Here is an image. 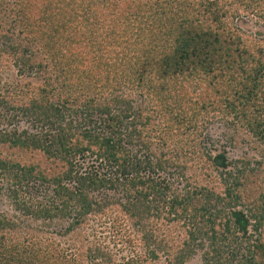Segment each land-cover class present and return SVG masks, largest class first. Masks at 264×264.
I'll use <instances>...</instances> for the list:
<instances>
[{
    "label": "trees",
    "instance_id": "16d2710c",
    "mask_svg": "<svg viewBox=\"0 0 264 264\" xmlns=\"http://www.w3.org/2000/svg\"><path fill=\"white\" fill-rule=\"evenodd\" d=\"M8 2L0 0L9 10L0 16V59H13L27 81L9 99L0 92V192L17 211L41 228L68 219L67 233L93 213L110 220L120 211L142 226L146 214L166 210L167 220L187 222L189 240H207L203 264H264V38L245 39L225 19L239 15L231 2L262 15L264 0ZM209 113L261 151L255 161L207 154L222 194L186 177L174 182L184 133ZM14 226L0 216V238ZM37 239L27 241L35 248L0 242V264L85 259L54 258ZM185 245L178 264L194 253Z\"/></svg>",
    "mask_w": 264,
    "mask_h": 264
},
{
    "label": "rangeland",
    "instance_id": "374dc122",
    "mask_svg": "<svg viewBox=\"0 0 264 264\" xmlns=\"http://www.w3.org/2000/svg\"><path fill=\"white\" fill-rule=\"evenodd\" d=\"M14 1L10 0L8 3ZM237 4L238 2H231L228 6L233 13H239V15L232 19V15L229 14L225 19L230 24L237 23L245 39L247 36L257 39L264 38V9L261 11L263 14L260 15L257 12L244 9L240 6L241 4L237 6ZM256 8L253 10L257 11ZM8 13V9H0V16H5ZM257 33H260L259 36ZM261 42L264 43L262 40ZM9 58L2 56L0 59V92H5L7 99H9L11 92L22 89V84L26 80V77L20 76L17 72L14 60ZM29 79L33 84L37 80L36 77ZM2 87H7L11 91H5ZM204 115L207 116H204L195 128L184 133L181 139V147H183L182 150L185 154L184 157L181 156L180 164L184 169L180 168L181 174L176 171L174 182H176V186H180L181 183H185L186 177L193 186L207 185V187L222 194L223 186L219 183V175L213 168L207 154H214L220 149H224L228 158L233 161H255L260 159L261 151L257 142L242 128L235 129L234 125L220 121L215 117L217 114H214L215 116L211 113ZM172 146L169 145V147ZM174 146L175 148L170 149L171 152L167 154L176 155L179 146ZM163 150L165 151L166 147ZM160 151L161 149L157 145L152 147L153 153L159 154ZM29 155H31L29 152H22L24 157L29 158ZM33 156H36L35 152H33ZM170 169H174V167L170 166ZM24 195L27 197L25 193L22 196ZM213 199L215 203L216 198ZM197 201L200 202V200ZM116 208L120 209L117 206ZM100 213L87 215L82 225L67 233L64 230L68 224V219L58 220L50 226L41 228V224L17 211L13 200L0 192V216L8 218L10 222H16L14 228L6 231L5 237L7 236V239L0 238V242L5 248L6 244L21 240L22 244L35 248L37 243L29 244L27 241L31 238L36 241L38 238L40 239L38 247H41V250L46 254L51 253L54 258L63 259L69 253L76 252L81 253L85 259L92 256L94 261L96 260L100 264H123L131 258L141 260L139 264H178L175 262V254L180 251V248L186 246L185 242H188V248L194 253L188 255L184 264H203V252L208 250L207 240L201 237L196 241L189 240L186 232L188 229L187 222H184V219L172 222L167 220L166 210H163L158 216L146 214L141 220L142 226L140 223V225L134 224L135 219H131L120 211L118 214L117 212L110 214L111 221L102 220L103 212ZM115 215H118L117 219ZM144 234L145 236H143ZM25 240L26 242H24ZM202 243L203 245H199ZM149 249L152 250L155 259L147 256ZM85 259L77 261L78 264H86Z\"/></svg>",
    "mask_w": 264,
    "mask_h": 264
},
{
    "label": "flooded vegetation",
    "instance_id": "af4514ba",
    "mask_svg": "<svg viewBox=\"0 0 264 264\" xmlns=\"http://www.w3.org/2000/svg\"><path fill=\"white\" fill-rule=\"evenodd\" d=\"M106 193H113L112 191H109V190H107V192ZM118 204L117 203H112V206H113V208H114V210H115V207L117 206ZM119 207V206H118Z\"/></svg>",
    "mask_w": 264,
    "mask_h": 264
}]
</instances>
